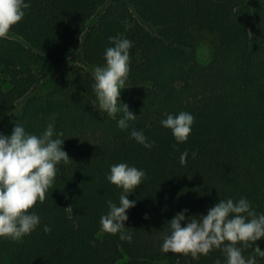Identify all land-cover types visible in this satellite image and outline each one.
<instances>
[{
  "label": "trees",
  "instance_id": "trees-1",
  "mask_svg": "<svg viewBox=\"0 0 264 264\" xmlns=\"http://www.w3.org/2000/svg\"><path fill=\"white\" fill-rule=\"evenodd\" d=\"M30 2L11 30L20 39L0 38V131L17 122L39 134L51 122L73 162L58 166L46 200L29 210L41 225L21 241L0 238V264H223L218 249L194 258L160 246L168 221L183 209L186 217L206 214L219 199L243 196L264 213V0ZM200 33L214 38L207 65L195 59ZM120 36L133 44L123 103L138 116L132 125L155 142L150 150L99 112L85 70L103 65L109 37ZM66 65L68 75L59 74L46 95L29 96ZM180 111L195 117L183 143L160 124ZM121 162L147 173L128 196L136 200L125 222L130 243L97 235L106 201L118 203L122 191L106 175ZM256 245L264 250V239Z\"/></svg>",
  "mask_w": 264,
  "mask_h": 264
},
{
  "label": "clouds",
  "instance_id": "clouds-1",
  "mask_svg": "<svg viewBox=\"0 0 264 264\" xmlns=\"http://www.w3.org/2000/svg\"><path fill=\"white\" fill-rule=\"evenodd\" d=\"M30 7V0H0V38L20 39L11 30ZM109 43L112 46L104 51V64L91 68L94 103L99 112L116 120L118 129L128 131L130 139L150 150L155 142L132 125L138 116L120 99L121 90L128 88L132 41L120 36L109 37ZM194 122L193 114L180 111L166 114L160 124L171 130L177 143H183L188 140ZM62 137L64 133L57 131L51 122L39 134L27 132L24 125L17 122L10 135L0 131V238L21 241L41 225V217L29 210L37 202L46 200L58 166L73 162L63 150ZM188 155L187 151L181 153L182 165ZM146 178L144 169L126 162L109 166L106 180L122 191L118 203L106 201L108 211L100 218L98 236L107 233L118 235L121 241H132L133 234L125 222L127 210L136 206V200H129L128 196ZM186 212L188 209H183L168 221V232L163 235L160 246L162 253L191 254L198 258L218 249L224 257L223 264H258L257 257L264 258V250L258 245L253 247L255 242L264 239V213H258L246 197L219 199L206 214L186 217ZM144 219H148L147 214ZM43 231L51 232L50 226L44 225ZM248 248H252L255 255L245 256ZM214 264H222L221 259L217 258Z\"/></svg>",
  "mask_w": 264,
  "mask_h": 264
},
{
  "label": "rangeland",
  "instance_id": "rangeland-1",
  "mask_svg": "<svg viewBox=\"0 0 264 264\" xmlns=\"http://www.w3.org/2000/svg\"><path fill=\"white\" fill-rule=\"evenodd\" d=\"M95 22V18L90 20L88 25H91L92 23ZM251 38H252V43L256 44L258 43V41L260 40L259 35L256 33L255 30H251ZM213 42H214V38L206 33H200L198 35V41H197V45L195 47V59L197 62H199L201 65H207L210 61H211V54H212V48H213ZM68 65L72 64L71 62V58L67 59ZM57 70L55 73H53L49 78L43 80L39 85H37L36 87H34L32 89V91L29 93V96H44L48 93V91L52 88L55 78L59 75V74H63L65 76L68 75L67 73V66ZM85 70L90 74V76L92 77V72L90 68H85ZM93 78V77H92ZM120 99L123 102L124 100V90L122 89L120 92ZM20 105H17V110L16 113L14 114L15 116H18L20 114ZM5 134L10 135L11 131H10V124L9 126L6 128Z\"/></svg>",
  "mask_w": 264,
  "mask_h": 264
}]
</instances>
